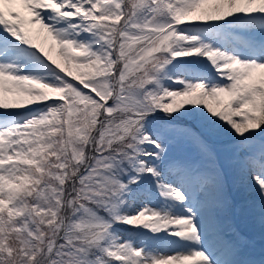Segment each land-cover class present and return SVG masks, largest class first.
<instances>
[{
    "label": "snow or ice",
    "instance_id": "snow-or-ice-1",
    "mask_svg": "<svg viewBox=\"0 0 264 264\" xmlns=\"http://www.w3.org/2000/svg\"><path fill=\"white\" fill-rule=\"evenodd\" d=\"M232 191L264 239V0H0V264H264Z\"/></svg>",
    "mask_w": 264,
    "mask_h": 264
},
{
    "label": "rangeland",
    "instance_id": "rangeland-1",
    "mask_svg": "<svg viewBox=\"0 0 264 264\" xmlns=\"http://www.w3.org/2000/svg\"><path fill=\"white\" fill-rule=\"evenodd\" d=\"M16 10L18 11H23V9L20 6H16ZM25 15H27V13H25ZM42 41V37L39 38ZM50 43V42H49ZM236 196L240 199L243 200V202L246 203V201H249L251 199H253L254 197L250 196L248 193L244 192V191H237ZM255 221V220H254ZM255 224H253L254 226Z\"/></svg>",
    "mask_w": 264,
    "mask_h": 264
}]
</instances>
